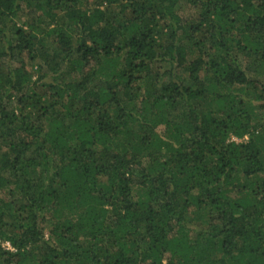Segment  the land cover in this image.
I'll return each instance as SVG.
<instances>
[{
  "label": "trees",
  "instance_id": "obj_1",
  "mask_svg": "<svg viewBox=\"0 0 264 264\" xmlns=\"http://www.w3.org/2000/svg\"><path fill=\"white\" fill-rule=\"evenodd\" d=\"M0 264H264V0H0Z\"/></svg>",
  "mask_w": 264,
  "mask_h": 264
},
{
  "label": "rangeland",
  "instance_id": "obj_2",
  "mask_svg": "<svg viewBox=\"0 0 264 264\" xmlns=\"http://www.w3.org/2000/svg\"><path fill=\"white\" fill-rule=\"evenodd\" d=\"M181 13L182 14H186L188 16H193L194 17L196 15V10L189 8L187 4H184L183 7H182V10H181ZM49 227H50V222L47 223L46 233H48ZM3 248L6 249V250H8V249L14 250L13 248H11V247L9 248V247H6V246H3Z\"/></svg>",
  "mask_w": 264,
  "mask_h": 264
},
{
  "label": "built area",
  "instance_id": "obj_3",
  "mask_svg": "<svg viewBox=\"0 0 264 264\" xmlns=\"http://www.w3.org/2000/svg\"><path fill=\"white\" fill-rule=\"evenodd\" d=\"M3 246L9 247V248L11 247V245H10L9 242H4V243H3Z\"/></svg>",
  "mask_w": 264,
  "mask_h": 264
}]
</instances>
